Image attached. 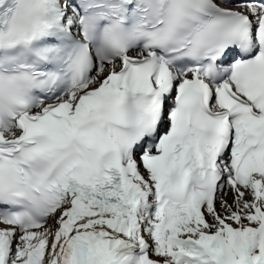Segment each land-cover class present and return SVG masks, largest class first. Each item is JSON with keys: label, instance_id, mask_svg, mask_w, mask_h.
I'll use <instances>...</instances> for the list:
<instances>
[{"label": "snow or ice", "instance_id": "obj_1", "mask_svg": "<svg viewBox=\"0 0 264 264\" xmlns=\"http://www.w3.org/2000/svg\"><path fill=\"white\" fill-rule=\"evenodd\" d=\"M0 264H264V0H0Z\"/></svg>", "mask_w": 264, "mask_h": 264}]
</instances>
